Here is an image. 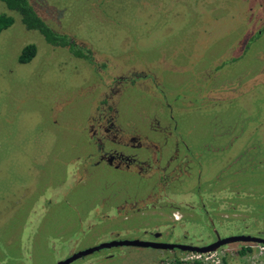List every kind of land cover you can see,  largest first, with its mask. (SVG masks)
Here are the masks:
<instances>
[{"label": "rangeland", "instance_id": "1", "mask_svg": "<svg viewBox=\"0 0 264 264\" xmlns=\"http://www.w3.org/2000/svg\"><path fill=\"white\" fill-rule=\"evenodd\" d=\"M30 3L92 56L49 45L0 1L14 18L0 32V264H56L156 232L192 245L215 231L264 237V0ZM27 44L36 55L19 63ZM102 150L136 161L115 167ZM208 254L204 264H264L258 243ZM190 257L122 246L70 264Z\"/></svg>", "mask_w": 264, "mask_h": 264}, {"label": "trees", "instance_id": "2", "mask_svg": "<svg viewBox=\"0 0 264 264\" xmlns=\"http://www.w3.org/2000/svg\"><path fill=\"white\" fill-rule=\"evenodd\" d=\"M10 11L18 14L20 22L28 30L37 31L51 46L66 48L74 57L83 58L87 61H91V52L85 47L76 44L67 34L58 33L54 31L35 11L31 5L30 0H0ZM14 22V18L11 15L4 13L0 14V32ZM36 46L34 44H27L22 49L18 56L19 63H27L36 55ZM248 246L243 247L240 254L249 252ZM161 264V263H158ZM164 264H204L200 259H188L187 261L181 259H173L166 261ZM218 264H227V262L221 258Z\"/></svg>", "mask_w": 264, "mask_h": 264}, {"label": "water", "instance_id": "3", "mask_svg": "<svg viewBox=\"0 0 264 264\" xmlns=\"http://www.w3.org/2000/svg\"><path fill=\"white\" fill-rule=\"evenodd\" d=\"M234 242H247V243H258L264 245V237L251 236L247 234L229 235L225 237H217L215 241H212L204 245H192L183 243H165L159 241L140 240V239H122V240H111L108 242H102L95 246L85 248L83 250L72 253L67 258L58 261L56 264H69L72 261L78 259L81 256L90 254L96 250L102 248H110L114 246H137V247H152L155 249H179L185 252L207 254L216 251L219 247L234 243Z\"/></svg>", "mask_w": 264, "mask_h": 264}, {"label": "flooded vegetation", "instance_id": "4", "mask_svg": "<svg viewBox=\"0 0 264 264\" xmlns=\"http://www.w3.org/2000/svg\"><path fill=\"white\" fill-rule=\"evenodd\" d=\"M172 118V117H171ZM170 126H171V128H172V130H176L177 129V125H176V123L174 122V124L172 125V124H170ZM102 132L104 133V134H106V132L108 131V129L107 128H102ZM100 133L101 132H96V135L99 137V139H102V137L100 136ZM94 138H95V136H94ZM96 142H99L100 143V141L99 140H97ZM128 142V141H127ZM129 145L131 146V147H129V148H141L143 145L140 143L139 145H136V143H135V141L134 140H130V143H129ZM135 146H138V147H135ZM146 146V145H145ZM175 149H178L179 147H178V145H176L175 147H174ZM184 148V150H186L188 153H190L189 152V148L187 147V146H185V147H183ZM111 151H113L111 154L110 153H107V152H105L104 150H102V151H99L100 153H99V160L100 161H103V163H106V164H109V165H114L115 167H120V168H124V169H128V168H130V163L131 162H134V161H136V159H135V156L134 155H124V154H122V153H119V152H115L116 150H111ZM159 156H160V153H156V159H158L159 158ZM121 165H123V166H121ZM113 166V167H114ZM235 167V166H234ZM240 168V171L242 172V170H243V165L241 166V167H239ZM235 173H238V168H235V171H234ZM223 190V193H224V195L225 196H235L236 194H237V192H234V190L233 191H230V192H228V191H226V190H224V189H222ZM217 192V193H216ZM215 193L216 194H218V190L217 189H215ZM237 196V195H236ZM213 199H215L216 200V195H214L213 196ZM126 201V200H125ZM213 231H215L214 229H213ZM152 234V233H151ZM150 234V235H151ZM235 235H239V234H235ZM159 236H160V233H158V232H156V233H154V234H152L151 235V237H148V240L150 239V241H159V242H161L160 241V239H159ZM221 237L222 238V236H220L216 231H215V238L212 240V241H215L216 239H217V237ZM111 240H122V239H117V238H114V239H111ZM111 240H108V241H111ZM108 241H104V242H108ZM212 241H210V242H212ZM162 242H164V241H162ZM209 242V243H210ZM102 243V242H101ZM165 243H167V242H165ZM240 243H247V242H240ZM99 244V243H98ZM122 246H126V245H122ZM122 246H114V247H122ZM92 247V246H91ZM137 247V246H136ZM110 248H113V247H110ZM145 248H152V247H145ZM85 249V248H84ZM102 249H109V248H102ZM153 249H155V248H153ZM100 250V249H99ZM166 250H170V249H166ZM77 250H74V251H72V252H70V255L72 254V253H74V252H76ZM96 251H98V250H96ZM185 252V251H184ZM93 253V252H92ZM92 253H90V254H92ZM191 253V252H190ZM69 255V256H70ZM87 255H89V254H87ZM85 256V255H84ZM82 257V256H81ZM80 258V257H79ZM75 261V260H74ZM73 262V261H72ZM71 262V263H72ZM70 264V263H69Z\"/></svg>", "mask_w": 264, "mask_h": 264}, {"label": "built area", "instance_id": "5", "mask_svg": "<svg viewBox=\"0 0 264 264\" xmlns=\"http://www.w3.org/2000/svg\"><path fill=\"white\" fill-rule=\"evenodd\" d=\"M261 249L264 251V245L261 244ZM192 254V257L188 258V259H205L207 260L209 258V255L210 254H199V253H191ZM203 261V260H202Z\"/></svg>", "mask_w": 264, "mask_h": 264}]
</instances>
